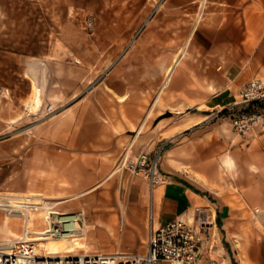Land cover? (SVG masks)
I'll return each instance as SVG.
<instances>
[{
  "label": "crops",
  "instance_id": "crops-1",
  "mask_svg": "<svg viewBox=\"0 0 264 264\" xmlns=\"http://www.w3.org/2000/svg\"><path fill=\"white\" fill-rule=\"evenodd\" d=\"M33 1L40 0H0V18L12 15V2ZM85 1L72 6L69 15L85 11ZM182 2L168 5L175 9ZM200 8L193 40L163 69V107L185 115L163 132L169 137L162 161L166 178L153 190L144 178L115 168L123 148L138 137L135 99L121 95L119 105L109 91L86 94L80 86L76 92L74 82L85 81V69L76 76V65L88 62L84 55L72 58L74 43L51 42L49 51L28 56L13 51L24 44L11 41L10 25L0 24V191L41 194L63 212L82 211L91 250L113 254L144 252L151 230L177 219L195 223L201 209L214 212L218 229L222 208L210 188H264V181L252 184L250 175L235 181L233 153L218 150L229 132L204 127L207 117L200 111L231 104L244 82L264 75V0H201ZM21 81L28 89L11 87ZM33 85L38 110H43L42 95L51 104L58 99L53 112L29 110ZM249 149L248 160L261 169L263 180L264 129ZM0 217V241L8 231L20 233L18 220L1 211ZM242 261L248 264L244 255Z\"/></svg>",
  "mask_w": 264,
  "mask_h": 264
},
{
  "label": "rangeland",
  "instance_id": "rangeland-1",
  "mask_svg": "<svg viewBox=\"0 0 264 264\" xmlns=\"http://www.w3.org/2000/svg\"><path fill=\"white\" fill-rule=\"evenodd\" d=\"M164 1L167 3L162 5ZM83 2L84 0H40L21 4L12 2V15L0 18V24L10 25L11 41L24 44L13 51L23 52L28 56L49 51L48 43L51 42L74 43L76 47L72 50V58L76 60V57L84 55L88 62L76 65V76L80 74L79 68L85 69V81L74 82L76 92L80 86L85 89L86 94L92 90L109 91L119 105L123 101L121 95H125L127 100L133 97L139 111L138 119L133 121L136 125L133 134H138V137L133 136V145L123 148L115 168L123 158L129 163L141 152H146L153 158L161 151L158 169L165 176L162 161L169 137L163 132L185 114L163 107V100L159 98L167 85L164 84L166 75L163 69L180 47L193 40L191 30L201 10V0H183L181 7L175 9L168 5L171 0H87L85 11L77 10L76 14L69 15L72 6L77 7ZM19 13L26 15H18ZM131 40L133 42L130 44ZM253 79L264 82V75L255 74L244 82L233 96L231 104L215 108L204 106L200 111L204 118L207 117L202 122L204 127L222 130L227 128L229 137L219 140L218 150L220 153H233L235 181L250 175L252 184L259 186L264 181L260 178L261 169L257 164L251 165L248 159L251 153L249 147L259 138L262 129L255 127L246 134H239L232 125L231 116L240 112L264 110V106L229 109L240 102L241 89ZM12 83L11 87L14 89H28L26 81ZM35 94L33 85L32 96L29 98L32 100L29 108L32 113L42 114L54 110L58 99L51 104L42 95L43 110H38V105L33 102ZM100 99L103 100L102 97ZM123 120L126 121L125 117ZM137 128H140L139 133ZM230 131L234 136L233 141ZM209 147L204 148V151H209ZM210 190L208 192L222 208L218 229L214 227V212L205 209L199 210L195 223H190L203 227L206 232L207 242L201 256L204 264H243V255L248 264H264V188ZM0 211L6 215L4 211Z\"/></svg>",
  "mask_w": 264,
  "mask_h": 264
},
{
  "label": "built area",
  "instance_id": "built-area-1",
  "mask_svg": "<svg viewBox=\"0 0 264 264\" xmlns=\"http://www.w3.org/2000/svg\"><path fill=\"white\" fill-rule=\"evenodd\" d=\"M240 98V102L229 109L260 106L258 104L264 103V82L251 80L241 89ZM231 120L239 134H246L255 127L264 129V110L236 113ZM160 153L152 158L141 152L129 163L123 158L117 170L126 169L144 178L153 190L166 178L158 169ZM12 193L15 192L0 191V210L19 220L21 231L12 240L0 242V264H203L201 256L207 242L206 232L203 227L194 226L185 219L151 230L146 249L141 253H67L56 257L44 254L39 250V242L42 241L39 239L70 237L84 226L83 212H63L57 208L56 201L41 194ZM11 197L21 199H18V204H12Z\"/></svg>",
  "mask_w": 264,
  "mask_h": 264
},
{
  "label": "bare ground",
  "instance_id": "bare-ground-1",
  "mask_svg": "<svg viewBox=\"0 0 264 264\" xmlns=\"http://www.w3.org/2000/svg\"><path fill=\"white\" fill-rule=\"evenodd\" d=\"M30 100V99H29ZM27 105L29 102H26ZM50 108V107H49ZM13 195H20L19 193H12ZM22 196V195H21ZM18 199L21 197H11L12 204H18ZM6 214V213H5ZM6 216L10 218L15 217L6 214ZM89 226L82 227L81 230L75 232L70 237L66 236H58V237H50L46 240L40 241L39 250H41L44 254H50L51 256H61L67 253H83L88 254L92 253L93 251L90 248L88 239H87V231ZM9 237L6 239L1 240L0 242H7L12 240L18 234L8 231Z\"/></svg>",
  "mask_w": 264,
  "mask_h": 264
},
{
  "label": "trees",
  "instance_id": "trees-1",
  "mask_svg": "<svg viewBox=\"0 0 264 264\" xmlns=\"http://www.w3.org/2000/svg\"><path fill=\"white\" fill-rule=\"evenodd\" d=\"M258 105H260V106H264V103L263 104H258ZM252 106V105H251ZM254 106V105H253ZM226 112V110L224 111V113Z\"/></svg>",
  "mask_w": 264,
  "mask_h": 264
}]
</instances>
